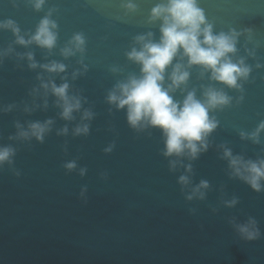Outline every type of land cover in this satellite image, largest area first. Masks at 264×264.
I'll return each instance as SVG.
<instances>
[{"label":"water","instance_id":"obj_1","mask_svg":"<svg viewBox=\"0 0 264 264\" xmlns=\"http://www.w3.org/2000/svg\"><path fill=\"white\" fill-rule=\"evenodd\" d=\"M124 2L46 0L36 11L31 0H0V22L14 21L22 35L33 33L50 10L58 25L51 51L17 45L10 30H0V51L13 49L0 59V109L13 106L0 111V147L15 150L11 163L0 166V264H264V189L254 191L232 176L221 147L245 160L264 159V131L259 144L240 137L264 121V0H197L214 34L241 33L230 56L234 62L243 57L251 72L238 90L211 80L199 66L186 69L183 91L171 93L175 101L193 91L203 101L209 87L231 97L229 105L209 112L219 124L208 150L195 160L164 157L160 129L131 128L126 109L107 101L118 83L141 75V66L126 55L140 48L135 38L151 32L159 42L161 36V22L148 18L162 0H133V12ZM76 33L83 34L85 51L65 58L61 50ZM28 52L37 64L63 63L65 72L29 68ZM176 63L187 65V58L178 54ZM76 71L81 74L73 79ZM171 71L169 66L165 87ZM38 76L57 86L67 82L68 95L81 98L73 119L61 118L58 98L50 90L45 94ZM85 110L92 119L82 121ZM49 119L53 124L43 142L16 136L17 123L26 129ZM82 123L88 133L74 135ZM65 127L67 134L58 135ZM170 160L179 161L174 170ZM72 161L76 167L68 170ZM181 175L189 176V185L178 182ZM202 180L209 185L204 198L188 200ZM233 199L237 203L229 207ZM250 219L260 232L251 241L237 229Z\"/></svg>","mask_w":264,"mask_h":264},{"label":"clouds","instance_id":"obj_2","mask_svg":"<svg viewBox=\"0 0 264 264\" xmlns=\"http://www.w3.org/2000/svg\"><path fill=\"white\" fill-rule=\"evenodd\" d=\"M36 11L46 3V0H31ZM128 12L136 10L133 0H126L121 5ZM52 10L45 15L31 34H21L20 28L12 20L0 22V30H10L15 36L14 43L24 47L36 44L37 46L51 51L56 46L57 23L51 19ZM149 23L160 21V40L153 42L152 33L137 36L136 42L140 48L132 47L126 55L129 60L139 64L141 75L139 78L130 76L126 82L118 83L109 92L107 101L114 104L117 109H126L127 121L131 128L142 130L146 127L158 128L164 137V149L162 155L168 157L186 156L190 160L198 158L199 154L206 152L209 148L208 137L218 127L219 122L209 116V112L217 108H223L231 103V97L227 96L223 90L207 88L203 95V101L198 100L195 92H188L185 99L175 101L171 93L177 89H182L189 79L190 73L187 68L199 66L204 72H210V79L224 84L229 88L242 90L240 80H247L251 68L245 63L243 57L233 61L230 54L237 52L236 44L241 33L230 30L229 33L220 32L214 34L213 25L208 23L203 9L198 7L197 0H162L157 3L150 12ZM27 35V39L25 38ZM13 49L9 46L6 50L0 51V59ZM85 51V38L82 33L73 35L68 44L61 50V55L65 58L75 55L77 52L83 55ZM180 55V58H187V65L176 63L173 60ZM253 54V53H249ZM29 62V68L43 69L48 73H63L66 65L51 61L47 64H37L33 54H25ZM24 58V57H22ZM81 64L85 71L87 65ZM169 66L172 71L168 74L170 83L165 87V73ZM257 67H261L257 64ZM79 71L73 72V79L80 75ZM203 75V73H202ZM40 87L45 90V94L50 90L57 97V106L62 109L60 116L64 120L73 119V112L81 109V98L79 96H69V84L67 82L57 86L52 80L43 81L41 77ZM37 89H33L36 92ZM45 107L47 101L45 100ZM12 105L0 111H11ZM31 109L25 108V111ZM93 113L85 110L81 117L82 121L92 119ZM52 120L43 123L32 122L25 129L17 123V134L19 138L34 137L37 141L43 142L44 136L51 130ZM89 125L79 124L73 130L74 135L87 134ZM264 131V121L258 125L255 131L241 132V139L251 140L254 144L260 143V133ZM67 127L58 131V135H66ZM14 137H9L13 139ZM222 158L228 161L231 175L247 183L254 191L264 189V159L245 160L240 155H233L232 151L224 146ZM111 147L105 149L110 152ZM15 155V150L10 146L0 147V166L5 162L11 163V158ZM178 160H170V170H174ZM68 170L76 167L74 161L65 165ZM185 171L191 173V164L185 165ZM84 170H81L83 174ZM178 182L182 186L190 184L188 175H181ZM209 187L208 182L202 180L199 185L191 189L188 200L193 197L204 198V189ZM237 203L236 199L227 201L231 207ZM255 220L250 219L248 223L238 225L237 229L246 240H256L260 236L256 228Z\"/></svg>","mask_w":264,"mask_h":264}]
</instances>
